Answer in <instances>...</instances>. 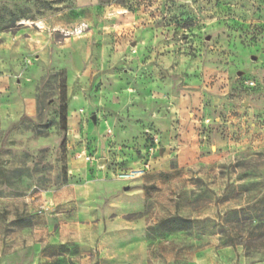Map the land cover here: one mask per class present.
<instances>
[{
    "label": "rangeland",
    "instance_id": "rangeland-1",
    "mask_svg": "<svg viewBox=\"0 0 264 264\" xmlns=\"http://www.w3.org/2000/svg\"><path fill=\"white\" fill-rule=\"evenodd\" d=\"M0 79V264H264V0H0Z\"/></svg>",
    "mask_w": 264,
    "mask_h": 264
},
{
    "label": "crops",
    "instance_id": "crops-1",
    "mask_svg": "<svg viewBox=\"0 0 264 264\" xmlns=\"http://www.w3.org/2000/svg\"><path fill=\"white\" fill-rule=\"evenodd\" d=\"M4 79H0V91H4ZM168 118L164 116L158 115L154 110H149V113L136 109L131 112L130 116L125 117L123 120V124L128 129L126 130L125 137L127 135L139 136L143 133L148 127L156 126L160 128L168 127ZM137 142L142 143L143 140L139 139ZM163 168H166L165 166ZM140 169V168H138ZM82 172V171H81ZM146 176V175H145ZM94 190L92 192H88L85 196L87 198L86 206L92 207L94 204H100V202L108 197L112 193H116L117 198L113 206H119L120 208H131L133 212H141L144 211L146 203H145V194H144V184L147 178L141 179L130 185H121L124 186V192L120 195L118 191L121 189V186L117 183H108L103 179V174L101 171L95 172ZM138 188V189H137ZM137 201L131 202V198H134ZM104 201V200H103Z\"/></svg>",
    "mask_w": 264,
    "mask_h": 264
},
{
    "label": "built area",
    "instance_id": "built-area-1",
    "mask_svg": "<svg viewBox=\"0 0 264 264\" xmlns=\"http://www.w3.org/2000/svg\"><path fill=\"white\" fill-rule=\"evenodd\" d=\"M91 158H87L88 161H90ZM149 166L143 167L140 169L135 170H128L124 172H120L117 176V179L123 182H132L135 181L141 177H144L148 171Z\"/></svg>",
    "mask_w": 264,
    "mask_h": 264
}]
</instances>
